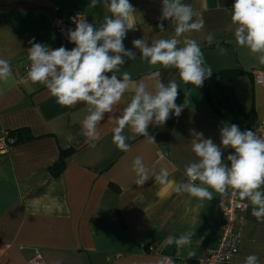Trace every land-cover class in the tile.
Returning <instances> with one entry per match:
<instances>
[{
  "label": "crops",
  "instance_id": "0c3cea01",
  "mask_svg": "<svg viewBox=\"0 0 264 264\" xmlns=\"http://www.w3.org/2000/svg\"><path fill=\"white\" fill-rule=\"evenodd\" d=\"M91 0H0V58L12 69V81L0 83V134L4 130L25 129L30 138L10 146L0 154V264H30L37 250L42 264H157L160 256H169L183 264H199L207 249L220 237V194L200 201L187 193L177 194L176 184L186 182L185 165L196 159L191 151V132L203 133L220 145V128L238 118L248 122L264 121V83H255L250 71L264 70L259 54L237 44L231 23L234 0H182L190 4L204 28L185 34L201 46L206 65L212 69L202 87L183 83L175 68L152 65L133 47L134 39L149 41L174 35V20L161 21L162 0H129L136 9L123 44L136 52L125 58L118 75H131L132 83L115 113H105L95 146L85 143L82 122L89 115L88 105L78 102L66 107L57 103L49 90L31 81L17 85L16 78L28 63L29 41L49 48L57 46L51 24L53 5L59 14L81 12L97 26L107 15L104 0L96 7ZM194 17V19L196 18ZM163 23L165 31L159 29ZM214 34L209 45L206 36ZM184 37H180L181 41ZM179 46H183L182 44ZM240 70L230 86L231 112L222 96L220 72ZM158 74V75H157ZM110 75V74H109ZM179 85L177 105H183L177 117L159 126L149 125L155 142L143 136L128 141L130 150L122 152L112 142V129L119 110L130 103L136 84L144 83L154 93L157 80ZM126 135H131L128 128ZM166 146V154L161 147ZM72 149L64 166L53 175L51 168L61 151ZM234 153L222 148V158ZM143 157L151 169L168 171V183L151 177L136 185L132 161ZM195 183H199L196 181ZM264 188V186H262ZM211 191V189H209ZM246 204L241 225V243L227 264H244L248 255L264 264V223L251 215ZM193 233L189 245L177 247L168 241Z\"/></svg>",
  "mask_w": 264,
  "mask_h": 264
},
{
  "label": "clouds",
  "instance_id": "9594fccd",
  "mask_svg": "<svg viewBox=\"0 0 264 264\" xmlns=\"http://www.w3.org/2000/svg\"><path fill=\"white\" fill-rule=\"evenodd\" d=\"M99 3L100 0H91L90 6L96 7ZM103 6L111 15L105 16L99 26L79 19L75 22V30L68 31L69 42L75 45L71 50L64 46L51 49L33 40L29 41L32 46L28 49L31 64L27 79L43 84L62 106L70 107L78 102L88 105L89 115L82 122L81 134L85 143L93 147L100 139L98 127L104 114L117 112L125 91L134 83L130 73L124 72L122 78L118 75L120 67L125 64V58H136V52L123 44L128 30L133 28L129 21L136 9L129 0H104ZM161 12V21H175L174 35L150 43L134 39L133 47L150 64L175 68L183 83L202 87L213 71L206 65L199 43L185 34L201 31L204 19L196 17L192 6L182 0H162ZM231 23L237 44L247 47L253 54L258 53L259 63L264 65V0H234ZM159 29L165 31L163 23ZM180 37H184L182 41ZM206 41L209 45L219 43L212 33L206 36ZM181 44L183 46H179ZM12 78L10 63L0 58V83L7 85ZM155 89L151 93L144 83L136 84L130 103L119 110L118 117H109L116 121L112 142L120 151H129L128 141L136 136L154 143L149 125H163L170 113L177 117L181 114L183 105L175 103L180 89L176 80H168L167 84L157 80ZM126 128L131 135L125 134ZM191 136V151L196 159L185 165L187 181L176 184V193L210 201L213 192L221 196H228L230 192L232 198L250 201L251 215L257 222L264 223V136L252 130L242 131L238 125L228 123L220 128L219 146L211 138H204L203 133L193 130ZM222 148H231L234 153L222 158ZM131 170L138 186L151 177L160 184L168 183V171L164 168L157 171L155 165L150 169L141 156L133 159ZM192 237L193 233L189 232L168 243L182 247L189 245ZM55 264H62V261L57 260ZM157 264H175V261L165 256L159 258ZM244 264H260L259 257L248 255Z\"/></svg>",
  "mask_w": 264,
  "mask_h": 264
},
{
  "label": "built area",
  "instance_id": "2783aa9c",
  "mask_svg": "<svg viewBox=\"0 0 264 264\" xmlns=\"http://www.w3.org/2000/svg\"><path fill=\"white\" fill-rule=\"evenodd\" d=\"M54 16L52 17L51 24L53 31L57 38V46L52 48H58L64 46L66 49L71 50L75 45L69 42L68 31L75 30V22L79 19H86L91 23L86 15L81 12H71L66 16L59 14V7L53 5L52 7ZM31 62L28 61L21 74L16 78V84L20 85L24 82L30 81L27 79V70L30 67ZM252 79L255 83H264V70H256L251 73ZM239 128L244 130H252L256 132L258 136H264V121L261 122H248L241 121ZM13 138L9 136L6 130L0 134V154H5L9 150ZM233 150V149H231ZM234 152V150H233ZM245 209L246 204L240 200L239 197L232 198L229 192L228 196H221L218 201V211L220 215V237L217 239L215 246L209 248L204 252V256L198 260L199 264H227L229 263L237 253L241 243V225L245 221ZM165 257V256H160ZM40 255L37 250L34 251L30 264H42ZM175 264H183V262L174 259Z\"/></svg>",
  "mask_w": 264,
  "mask_h": 264
},
{
  "label": "trees",
  "instance_id": "16d2710c",
  "mask_svg": "<svg viewBox=\"0 0 264 264\" xmlns=\"http://www.w3.org/2000/svg\"><path fill=\"white\" fill-rule=\"evenodd\" d=\"M238 72H241L240 70H224L222 72H220V78L221 79V82H222V85L220 86L221 87V92H222V96L221 98H219V102H225L227 105H229L228 107L230 108L231 107V103L230 101L231 100H228L229 98V95H230V86L232 84V81L234 79V77L237 75L236 73ZM231 112H233L235 115L237 114L236 111H239L238 109V106L236 105V107H231ZM241 121H247L245 119H234L233 120V124H236L238 125ZM239 126V125H238ZM9 134L10 137H12L14 140L11 144L14 145L15 143L19 142V141H23V140H26L28 138H30L29 135L27 134H22L25 129H17V130H6ZM72 149H66V150H62L61 151V155H60V159L59 161L51 168V173L53 175H56L60 169L63 168L64 166V159L66 156H68L69 154L72 153Z\"/></svg>",
  "mask_w": 264,
  "mask_h": 264
},
{
  "label": "water",
  "instance_id": "95a60500",
  "mask_svg": "<svg viewBox=\"0 0 264 264\" xmlns=\"http://www.w3.org/2000/svg\"><path fill=\"white\" fill-rule=\"evenodd\" d=\"M250 72H252V71H250ZM161 151H162L164 154H166V146H162V147H161Z\"/></svg>",
  "mask_w": 264,
  "mask_h": 264
}]
</instances>
